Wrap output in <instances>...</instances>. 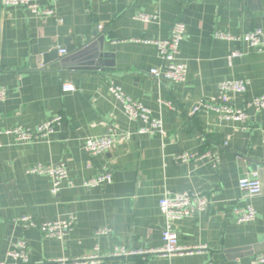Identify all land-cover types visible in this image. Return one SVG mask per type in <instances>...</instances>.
<instances>
[{"label":"crops","instance_id":"1","mask_svg":"<svg viewBox=\"0 0 264 264\" xmlns=\"http://www.w3.org/2000/svg\"><path fill=\"white\" fill-rule=\"evenodd\" d=\"M41 7L55 14L0 8V89L6 93L0 102V264H21L9 256L20 242L28 247L29 264H75L95 248L104 258L80 264H253L264 253V110L249 108L245 123L193 111L199 102L215 99L228 80L250 83L246 94L235 96L239 109L264 95V0H50ZM138 13L156 20L139 21ZM178 21L186 25L179 61L187 65V78L158 83L150 71L163 64L149 41L170 38ZM256 30L263 33L260 48L216 36ZM99 38L109 55L102 67L53 68ZM233 52L242 55L230 59ZM66 83L76 91L63 93ZM112 87L161 119L165 137L140 135L144 124L128 118ZM59 115L63 121L49 138L24 143L4 134L15 127L36 130ZM122 133L130 139L109 152L90 156L82 148L86 138ZM209 151L218 156L217 165L209 158L175 160ZM59 163L68 179L54 195L52 179L29 170ZM252 172L259 174L262 193L244 199L239 184ZM104 173L111 174L110 182L85 186ZM182 192L210 198L208 212L178 222L179 246L204 251L108 257L116 249L162 248L159 202ZM245 203L257 218L239 224L233 208ZM22 217L36 224L72 217L75 224L61 241L26 228L18 222ZM99 229L107 234L97 235Z\"/></svg>","mask_w":264,"mask_h":264},{"label":"built area","instance_id":"2","mask_svg":"<svg viewBox=\"0 0 264 264\" xmlns=\"http://www.w3.org/2000/svg\"><path fill=\"white\" fill-rule=\"evenodd\" d=\"M43 1L50 0H0V8L3 6H19L30 10L36 15L53 16L55 14L53 9L41 7V2ZM135 17L137 20L145 23H150L156 20V16L145 13H138ZM185 34V23L178 21L172 28L170 38L166 40L149 41V43L157 46L159 57L163 64L162 69H152L150 71V75L153 76L158 83L161 82L162 78L174 83H183L186 81L188 72L187 65L179 61L180 46L185 38ZM216 36L224 40L242 41L253 48H260L263 44V33L261 30H256L240 37L231 36L222 32H217ZM59 53L61 55H66L67 51L65 49H59ZM241 55L240 52H233L230 59ZM249 85L250 83L245 80H228L222 82L219 86L216 98L209 102H199L194 109L193 114H197L199 111L206 109L216 112L219 117L225 121H239L243 123L249 121V108H254L257 111L264 110V95L248 101L244 109H239L235 106V96L246 94ZM110 90L123 105L128 118L132 121H139L144 124V127L139 131L140 135H161L162 137H165L164 123L161 119L154 117L148 109L128 98L120 89L112 87ZM62 91L63 93L75 92L76 87L73 84L66 83L62 86ZM5 96V91L0 89V102L5 99ZM62 121L63 117L59 115L42 124L36 130L15 127L7 130L4 134L11 135L17 141L24 143L46 139L54 133L55 128L59 126ZM129 139L130 134L128 133L108 134L96 138H86L82 140L81 144L85 153L90 156H96L113 150L119 144L127 142ZM201 158L211 159L214 165H217L219 162L218 156L210 151L201 155L182 154L175 157V160L177 162L187 163ZM29 173L48 175L53 182L52 193L54 195L58 194L61 185L68 179V173L63 163L52 166L36 165L29 170ZM111 178L112 176L110 173L100 174L89 182H86L85 186L96 187L102 183L110 182ZM239 186L244 193V199L259 196L263 189L258 172H252L248 176L242 178ZM210 205L211 201L209 196L202 192H182L172 195L165 194L159 202L160 211L165 218V226L163 230L164 246L160 249L138 252L116 249L108 257L138 255L181 256L204 251L206 248L203 246L194 248H184L179 246L178 222L208 212ZM233 213L239 224L250 223L257 218L256 209L248 203L235 206L233 208ZM18 222L22 223L26 228L39 229L48 238H56L63 241L72 231L75 219L69 217L68 219L36 224L29 217H22L18 219ZM96 234L105 235L107 234V230L99 229L96 231ZM9 256L17 261H21V264H29L28 247L24 242H20L13 246L9 251ZM103 258L104 256L100 254L99 249L95 248L92 255L75 260V264L85 262L95 263ZM67 262V259H62L58 260L56 263L67 264ZM253 264H264V253L256 255L253 259Z\"/></svg>","mask_w":264,"mask_h":264},{"label":"water","instance_id":"3","mask_svg":"<svg viewBox=\"0 0 264 264\" xmlns=\"http://www.w3.org/2000/svg\"><path fill=\"white\" fill-rule=\"evenodd\" d=\"M103 43H104L103 38H99L98 41L80 50L79 52H76L69 57L63 58L61 62L59 64H56V66H54L53 68L55 69H62V68H65V69H68V68L69 69H74V68L76 69L77 68L98 69V67H102V65L104 64L103 62L104 57L109 58L108 54H104L102 52Z\"/></svg>","mask_w":264,"mask_h":264}]
</instances>
